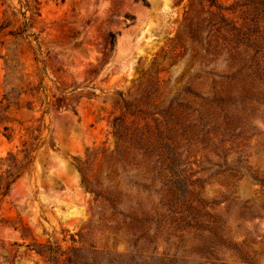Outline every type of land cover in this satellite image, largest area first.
I'll list each match as a JSON object with an SVG mask.
<instances>
[{
	"label": "rangeland",
	"instance_id": "374dc122",
	"mask_svg": "<svg viewBox=\"0 0 264 264\" xmlns=\"http://www.w3.org/2000/svg\"><path fill=\"white\" fill-rule=\"evenodd\" d=\"M187 12L188 0H40L43 73L26 42L0 33V160L39 146L0 197V264H50L37 245L79 250V264H264V11L226 14L236 24L221 26L216 56L210 29ZM40 84L46 115L41 93L1 112L6 92ZM148 85L155 112L174 115L175 134H161L168 162L109 169L100 155L90 178L116 193L99 206L76 161L114 150L115 93Z\"/></svg>",
	"mask_w": 264,
	"mask_h": 264
},
{
	"label": "trees",
	"instance_id": "16d2710c",
	"mask_svg": "<svg viewBox=\"0 0 264 264\" xmlns=\"http://www.w3.org/2000/svg\"><path fill=\"white\" fill-rule=\"evenodd\" d=\"M53 2L63 4L64 0H52ZM5 9L3 10V21L0 24V33L4 36L12 37L16 40L26 42L33 52L34 61L42 67L41 72H45L46 63L43 59V53L38 43V35L33 32V19L39 17L40 0H17L18 9L12 6L9 0H0ZM249 10L253 12L264 11V0H234L229 6H224L222 0H188V12L185 21H197V25H203L210 29L207 52L217 55L215 37L220 35L223 24H236L233 20L227 18L226 14L234 15L236 11ZM192 16V17H191ZM110 48L115 44V35H110ZM214 44V45H213ZM176 49V48H175ZM175 50H172L165 59L171 60L175 56ZM158 74V71L155 72ZM157 80V79H156ZM45 89L41 84L37 88L28 91L11 89L6 92L1 100L3 104L1 112H8L13 105L19 107L22 97H34L37 94L44 95ZM153 90L148 86L138 88L137 95L134 97L124 96L121 92H116L112 99L113 108L119 114L109 123L111 134L114 138V150L110 153L104 149H89L86 151L84 161H76V168L82 177L86 190L94 196V201L99 202V206L110 204L111 196L116 193L115 188L105 187L98 180H91L90 173L98 157L102 165L109 169L117 167H134L138 170L154 171L158 165L168 162L170 154L162 153L160 148H169V140L161 137V134H175L174 115L165 112L158 114L155 102L157 97ZM180 91L178 96L182 97ZM223 95V92H222ZM214 100L221 98V92L215 91L211 94ZM39 101L40 107L45 106L43 116L48 113L49 103L47 96ZM177 98V97H176ZM174 98L173 100H175ZM47 101V102H46ZM28 110H31V103H25ZM70 107V104L68 105ZM72 112L76 114L74 107ZM165 140V143L162 141ZM34 141H38L34 138ZM164 145V146H163ZM20 153L22 158L19 160L15 155H8L6 163L1 159V167L5 169L0 173V197H6L12 186H14L21 176L33 165L35 153L39 149L38 144H28L23 142ZM109 154V155H106ZM144 191L150 193L151 187L141 186ZM111 189V191H110ZM171 190L168 189V193ZM167 197L163 194V198ZM162 198V196H161ZM40 257H43L50 264H79V250L71 249L68 253H59L58 247L50 245H37L30 249ZM64 257L62 261L61 258Z\"/></svg>",
	"mask_w": 264,
	"mask_h": 264
},
{
	"label": "bare ground",
	"instance_id": "6f19581e",
	"mask_svg": "<svg viewBox=\"0 0 264 264\" xmlns=\"http://www.w3.org/2000/svg\"><path fill=\"white\" fill-rule=\"evenodd\" d=\"M149 22L151 23V22H152V20H149ZM153 22H154V19H153Z\"/></svg>",
	"mask_w": 264,
	"mask_h": 264
}]
</instances>
